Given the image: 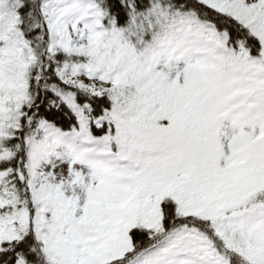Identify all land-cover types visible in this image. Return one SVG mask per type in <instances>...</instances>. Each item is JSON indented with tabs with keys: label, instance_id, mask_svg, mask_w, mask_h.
<instances>
[{
	"label": "snow or ice",
	"instance_id": "obj_1",
	"mask_svg": "<svg viewBox=\"0 0 264 264\" xmlns=\"http://www.w3.org/2000/svg\"><path fill=\"white\" fill-rule=\"evenodd\" d=\"M0 264H264V0H0Z\"/></svg>",
	"mask_w": 264,
	"mask_h": 264
}]
</instances>
